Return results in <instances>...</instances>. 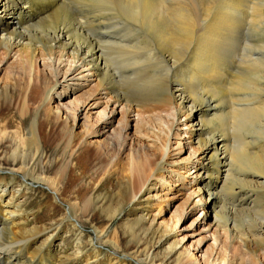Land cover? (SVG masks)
Listing matches in <instances>:
<instances>
[{"label": "bare ground", "instance_id": "bare-ground-1", "mask_svg": "<svg viewBox=\"0 0 264 264\" xmlns=\"http://www.w3.org/2000/svg\"><path fill=\"white\" fill-rule=\"evenodd\" d=\"M240 13L244 16L241 28L247 37L245 34L242 52L239 51L237 64L231 69L225 51L240 26ZM1 27L0 47L6 54L17 49L19 57L26 61V70L36 55L58 61L67 56L73 66L85 67L98 79V90L112 94L110 100L114 105L123 101L126 115L137 108L141 130L155 127L161 112L174 110L177 115H186L191 120L190 127L197 132L194 141L202 162L197 175L209 179L203 195L209 208L211 203L213 222L229 235L231 242L237 241L254 254L262 251L253 258L257 264H264V0H0ZM53 84L57 82L53 80ZM11 97L0 91V109ZM70 109L76 111L71 106L65 111ZM76 120H71L69 144L78 140L72 132ZM107 131L105 127L100 135ZM95 135L89 129L82 137ZM40 137L35 124L31 125L28 138L14 136L10 143L12 136L0 137V149L9 142L0 155V173L9 174L0 180V199L6 194L8 179H17L20 187L12 191L9 208L0 211V264H53L43 247L56 240V231L50 236H43L42 232L58 230L68 222L80 238L84 229L75 205L60 199L66 204L63 210L58 204V197L64 194L59 178L45 177ZM121 137L111 142L105 140L101 146L108 151L111 145H119ZM148 154L134 156L125 172L122 165L119 167V177L111 186L118 191L114 195L118 200L111 202L114 207L105 208L112 199L101 194L92 197L80 209L81 214L99 210L108 219L115 217L130 200L129 183L136 194L149 177L150 165L162 170L157 159H150L155 152ZM29 185L50 193L48 218L52 221L41 228L24 230L19 227L20 218L16 219L19 215L15 199L20 197L17 191ZM58 210L63 214L59 219ZM4 213L9 216L7 220L3 219ZM143 221H149L141 229L144 239L155 241L154 245L167 239L153 230V221L147 217ZM103 230L93 229L95 243L90 240L88 247L94 255H100L96 244L102 241L126 257L139 260V264H155L149 251L139 253V257L134 254L140 243L136 242L138 237L133 230L125 245L118 238L103 240ZM33 245L39 247L30 251ZM77 251L58 257L56 264H72ZM174 253L175 250L168 253L166 261ZM119 255L113 263L125 264L126 257ZM85 261L88 264V259Z\"/></svg>", "mask_w": 264, "mask_h": 264}, {"label": "rangeland", "instance_id": "rangeland-1", "mask_svg": "<svg viewBox=\"0 0 264 264\" xmlns=\"http://www.w3.org/2000/svg\"><path fill=\"white\" fill-rule=\"evenodd\" d=\"M259 10L262 11L260 7ZM240 15L243 14L240 13L237 18L239 30L237 29V33L230 39L229 49L225 51L227 66L231 69L237 64L242 52L241 46L247 37V33L241 28L244 16ZM12 24H15V20ZM1 30L2 27L0 36L3 34ZM19 55L17 49H12L6 54L0 47V91H6L12 96L0 109V127L5 128H0V137L5 134L12 136L10 143L13 142L14 136L28 138L31 125L35 124L44 147L45 158L42 164L45 165V177L59 178L64 185L61 188H64L63 192L67 195L63 194V197L58 199L65 203L69 200L70 204L75 205L76 209L72 208L78 215L79 223L84 226L80 238L68 222L58 230L53 228L42 232L41 235L50 236L56 231V240L43 247L46 257L51 259L53 264L57 263L58 257L73 254L75 250H78L79 254L71 260L72 264H84L86 259L88 264H109L114 262L116 255L126 257L108 244L101 243L102 241L96 244V247H100V255H94L88 247L90 240L95 243L94 228L98 231L104 229L107 237L102 236L103 240L118 238L123 245L130 240V231L133 230L135 238L138 237L136 242L140 243L134 254L139 257V253L145 254L149 251L148 254L155 264H222V261L231 264V260L234 261L233 264H257L253 257L262 251L258 250L254 254L244 249L237 241L231 242L229 235L217 228L213 222L210 214L211 203L209 208L203 195L205 183L209 179L197 175L202 164L199 149L194 141L197 132L195 127H190L191 120L187 119L186 115H177L174 110L161 112L159 121L156 120L158 123L155 121V127L141 130L138 128L140 119L137 108L130 110L126 115L123 110L125 103L121 101L114 105L110 100L113 95L98 90V79L92 77L85 67L73 66L67 56L58 61L36 55L30 69L26 70V61ZM68 70L70 71L66 73ZM65 73L67 75L64 78ZM53 80L57 84H53ZM44 98L46 101H43ZM67 106L76 111H65ZM74 118L77 120L72 132L78 135V140L69 144L71 120ZM105 127L107 133L100 135ZM89 129L96 135L83 138V133ZM120 136L122 137L118 146L111 145L108 151L101 146L105 140L115 141V138L119 139ZM7 145L9 142L0 149V155L6 151ZM148 151L155 152L150 159H157V164L162 166V170L158 171L156 165L153 168L150 165L148 170L151 171L147 173L149 177L136 194L129 183L127 195L130 200L121 206L115 217L108 219L105 213L100 214L99 210L95 213L90 211L89 215L81 214L80 209L87 205L92 197L97 198L96 196L101 194L112 199L107 201L104 207H114L111 202L118 200V197L114 196L118 191L111 186L119 177V167L122 165V172H125L135 160L134 156H149ZM82 153L86 157L81 156ZM4 176L9 174L0 173V180ZM108 176L110 178L106 179ZM5 184L7 190L0 199V211L9 208L12 191L20 188L17 179L13 182L8 179ZM17 193L20 197L15 199L19 215L16 219L21 220L20 228L32 230L52 221L48 218L50 193L46 189L29 185L21 187ZM61 200L58 204L64 210L66 204ZM56 215L59 219L63 214L58 210ZM90 215L96 216L90 221ZM142 215H146L150 222L153 221V230H156L158 235L166 236L167 239L163 243L154 245L155 241L149 242L148 238H143L141 229L148 226L149 221H143L146 217L142 218ZM3 216L5 220L9 218L6 213ZM85 220L89 223H85ZM37 247L33 245L30 251L36 250ZM174 250L176 253L166 261L167 254ZM125 261V264H139V260L131 257H126Z\"/></svg>", "mask_w": 264, "mask_h": 264}]
</instances>
